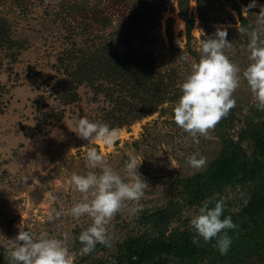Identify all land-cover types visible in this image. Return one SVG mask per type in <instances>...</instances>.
Returning a JSON list of instances; mask_svg holds the SVG:
<instances>
[{"label":"rangeland","instance_id":"374dc122","mask_svg":"<svg viewBox=\"0 0 264 264\" xmlns=\"http://www.w3.org/2000/svg\"><path fill=\"white\" fill-rule=\"evenodd\" d=\"M125 1L129 4L133 0ZM236 1L246 27L255 28V14L264 6V0ZM73 2L79 6L75 11L68 9ZM111 3V0H24L18 5V0H0V20L8 28L10 44V47L7 44L0 47V264H12L7 239L14 238L19 230L36 235L47 231L50 236L60 239L67 234L73 264H85L95 259L108 262L117 245L147 231L137 225L143 210H154L175 199L176 190L165 182L168 177L184 178L203 171L206 165L194 170L187 165V157L199 153L208 163L218 151V140L212 130L207 138L199 137V144L194 143L190 135L175 124L173 106L181 94L179 84L190 71L192 61L199 60V39L213 36L217 27L226 29L227 40L233 43V48L225 53L228 58L241 70L249 64V38L237 29L236 11L230 10L231 19L221 23L218 19L225 18L224 11L218 16L208 14L204 1L200 0L197 5L196 0H188L194 23L192 39L186 43L182 22L176 16V0H162L159 6L163 12L159 14L158 26L149 25L150 37L142 44V51L151 59L156 71L165 80L170 78L173 82L172 100L161 104L155 112L117 128L107 117L111 105L101 94L93 95L90 88L79 85L73 102L66 103L64 97L68 88H65L63 69L65 65L70 68L65 60L66 51L84 46L88 49L86 45L97 44L122 25L123 4L115 11L116 7ZM80 6L84 10L96 7L101 15L97 21L86 19ZM245 10L247 13L243 14ZM167 18L171 19L170 40L165 34ZM200 30L205 36L200 37ZM233 96L236 101L232 108L235 115L233 130L236 132L243 117L253 114L257 107L244 80ZM258 111L264 118V111ZM76 112L92 122L119 129L115 143L105 146L79 138L73 131ZM86 144L103 154L108 165L125 179L128 154L142 159L138 173L148 188L139 201V211L133 214L127 208L123 209L111 221L112 247H107L104 252L81 255L83 245L78 236L91 224L90 218L83 216L75 220L70 215H63L48 222L47 215L52 209L67 210L80 200L81 194L70 184L74 173L98 171L85 163L83 146ZM243 147L248 152L246 145ZM49 193L56 199H50ZM221 197L227 198V212L233 216L248 200L239 189H226ZM196 209H183L179 220L169 222V228L182 229L180 222L190 219L189 214Z\"/></svg>","mask_w":264,"mask_h":264},{"label":"trees","instance_id":"16d2710c","mask_svg":"<svg viewBox=\"0 0 264 264\" xmlns=\"http://www.w3.org/2000/svg\"><path fill=\"white\" fill-rule=\"evenodd\" d=\"M24 0H18V5ZM162 0H111L121 13L122 25L110 32L97 44L66 51L65 73L66 103L76 98V87L85 85L93 95L101 94L110 103L107 117L117 128L128 125L156 109L166 101L172 100L174 85L170 78L165 80L158 73L142 44L150 37L149 25L158 26ZM208 14L219 15L224 11L226 23L231 19L230 10L236 11L240 26L246 27V20L240 16L236 0H202ZM200 0H196L198 3ZM115 4V5H114ZM68 9L77 10L76 3ZM96 7L80 6L86 19L97 21L100 12ZM91 11V13H90ZM113 11V9H112ZM87 12V14H86ZM114 12V11H113ZM90 13V15H88ZM176 16L182 22L185 42L191 39L194 17L189 11L188 0H176ZM104 20V19H103ZM102 22V20H99ZM170 18L165 20V34L170 40ZM105 22V21H104ZM152 22V24H150ZM10 47L8 28L0 20V47ZM77 52V53H75ZM64 83V81H63ZM235 115L233 109L216 125L214 135L219 148L215 156L206 164L203 171L184 178L168 177L165 182L174 188L175 199L154 210H143L137 225L147 231L142 235L127 238L117 245L108 262L88 260L85 264H143L159 258L161 254L184 255L192 252L197 245L192 243V230L189 219L180 222L179 227L169 228L171 220H179L183 209L198 208L202 202L226 189H239L248 196L246 206L241 212L255 213L264 207V118L257 109L253 114L243 117L241 126L234 132ZM246 145L248 152L244 149ZM227 204L224 213L227 212ZM223 213V214H224ZM224 216L221 217L223 219ZM106 246L97 243L91 253L106 251ZM90 253V254H91ZM84 260V259H82Z\"/></svg>","mask_w":264,"mask_h":264},{"label":"clouds","instance_id":"9594fccd","mask_svg":"<svg viewBox=\"0 0 264 264\" xmlns=\"http://www.w3.org/2000/svg\"><path fill=\"white\" fill-rule=\"evenodd\" d=\"M245 13L247 10L243 14ZM255 15V28H237L241 35L249 38V64L243 70L225 54L233 48V43L227 40L226 29L217 27L213 36L199 39V60L192 61L190 71L179 84L181 94L173 106L172 117L175 124L187 132L196 144L200 142L199 137L207 138L209 132L236 106L233 94L241 80L246 81L257 109L264 111V39H261L264 34V6ZM201 36H205L202 30ZM73 120V131L88 142L111 146L119 136V129L110 128L105 123L92 122L78 112ZM83 147L86 165L98 171L74 173L70 184L81 194L80 200L67 210H50L47 220L54 222L63 215H70L75 220L83 216L90 218L91 224L78 236L83 245L80 254L87 255L94 250L97 243L112 247L109 234L111 221L123 209L127 208L133 214L139 211V201L148 185L138 173L142 159L137 160L134 154L129 153L125 162V179L108 165L105 156L95 147H89L88 144ZM186 163L192 169L199 170L206 165L207 158L194 153L187 157ZM24 179L27 181V178ZM49 198L56 199L51 193ZM226 199L218 193L214 194L189 214L192 243L199 246L201 239L205 243L215 239V246L222 255L227 253L232 243L225 230L237 227L230 216L221 219ZM67 239V234L60 239L50 236L47 231L36 235L30 231L19 230L14 238L7 239L10 245L8 256L12 264H73Z\"/></svg>","mask_w":264,"mask_h":264},{"label":"flooded vegetation","instance_id":"af4514ba","mask_svg":"<svg viewBox=\"0 0 264 264\" xmlns=\"http://www.w3.org/2000/svg\"><path fill=\"white\" fill-rule=\"evenodd\" d=\"M223 216H230L237 225L225 230L232 241L226 254H220L215 239L207 243L201 239L200 245L188 254H161L143 264H264V207L255 213L240 210L234 216L229 212Z\"/></svg>","mask_w":264,"mask_h":264}]
</instances>
